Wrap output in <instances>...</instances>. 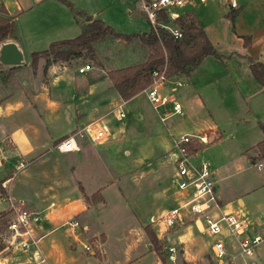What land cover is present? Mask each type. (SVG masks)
Instances as JSON below:
<instances>
[{
  "label": "rangeland",
  "instance_id": "obj_1",
  "mask_svg": "<svg viewBox=\"0 0 264 264\" xmlns=\"http://www.w3.org/2000/svg\"><path fill=\"white\" fill-rule=\"evenodd\" d=\"M66 1L70 7L54 0L39 4L17 18L13 36L24 49L23 63L6 67V70H2L4 66L0 64V101L11 91L22 89L32 104L33 116L35 114L37 119L38 114L43 123L40 147L33 155L25 158L17 153L10 155L14 164L9 171L14 178L8 181L7 192L28 207L39 210L41 216L46 213L47 205L54 207V201L60 195L81 194L85 201L92 193L107 189L106 200L100 201L106 203L102 205V211L119 216L125 225L129 223L126 214L131 211V225L136 221L135 214L144 228L150 225L151 216L171 206L175 188L170 182L175 167L171 154L185 150L189 142L198 141L199 135L184 133L188 132L193 121L201 118L189 120L184 115H172L161 120L143 91L128 100L118 97L106 73L111 68L145 61L148 48L139 40L104 38L94 44L93 51H83L79 58L54 61L45 72L44 58L34 66L30 56L33 50L45 49L51 39H69L79 34L80 27L75 19L84 26L88 23L86 17L100 18L124 34L148 32L153 27L137 4L129 0ZM192 2L170 11L181 17L196 16L218 53H245L264 62V0H238L233 21L226 16L230 0ZM166 26L180 29L172 22ZM235 53L229 60H224L229 56L222 59L207 56L192 72L191 79L195 78L204 98L210 97L212 106L216 107L214 118L221 124V137L207 138L203 134L206 142L198 141L202 147L191 155V162L194 165L209 162L220 198L231 200L234 208L241 201L246 214L256 218L264 209V164L257 168L264 159L259 157L256 144L248 148L250 139L243 124L247 116L234 115L240 112L239 107L230 98L226 99L234 86L233 76H241L243 65L247 63L246 58ZM85 63H89L91 68L81 74L78 67ZM180 75L170 76V80L180 82ZM215 77H219V82H214ZM235 97L240 98L238 95ZM221 98L225 100L226 112L221 109ZM118 104H123L126 114L121 119L115 115ZM161 111L165 112L163 108ZM54 115L58 118L53 123ZM229 116L234 118L229 119ZM98 118L109 124L112 137L96 142L82 136L79 138V151L63 153L54 149L56 141L65 137L64 134L82 131L87 123ZM51 129L56 133H51ZM184 135H191L189 142L177 144ZM252 158H255L254 162ZM19 159L26 162L20 170L16 169ZM109 187L112 189L108 190ZM0 189V209H6L7 203L3 200L6 188L0 185ZM89 190L94 192L88 195ZM5 211L0 210V249L8 235ZM187 227L185 224L171 231L174 233L170 237L172 243L182 241L177 244L176 260L167 259V242L163 240L157 244L158 251L153 246L149 248L157 255V260L151 264H216L207 244L210 238L198 233L193 224L191 228ZM78 229L83 231L80 225ZM134 236L138 237L136 233ZM144 241L150 243L146 234ZM24 262L25 256L15 251L3 264ZM239 264L243 263L239 261Z\"/></svg>",
  "mask_w": 264,
  "mask_h": 264
},
{
  "label": "crops",
  "instance_id": "obj_2",
  "mask_svg": "<svg viewBox=\"0 0 264 264\" xmlns=\"http://www.w3.org/2000/svg\"><path fill=\"white\" fill-rule=\"evenodd\" d=\"M52 1L54 0H0V5L5 7L9 18L14 20L16 24L18 21L17 18L22 17L27 11L39 6V4H46ZM57 1L64 4L59 0ZM236 2L238 6V0H236ZM192 3L193 2L188 4ZM232 8L237 9L238 7H231L229 5V10L226 13H228ZM195 18L201 25L199 19L196 16ZM75 22L77 23L76 19ZM201 27L205 31L202 25ZM14 37L15 36H13V38H8L5 41L14 42L21 51L22 55H25L21 42ZM262 39L264 43V37ZM52 41L55 40L51 39V41L47 42V47ZM234 53L235 52H231L227 55H221L229 56V58L224 59L229 60L235 56L232 55ZM236 53L238 56H242L243 58L250 56L256 60L252 55L239 52ZM2 66H4L2 70H6L5 68L9 67L5 65ZM197 67L191 70L188 74H182L184 76L183 79L186 80L185 83L184 80H182V75L178 77L181 85L177 87V89L179 88L177 94V89L175 91L177 100L180 101L183 106V113L180 115H184V117L189 120H191L192 117H195V119L197 117L201 118V120L196 119V121H193L188 132H185L184 134H195L200 137H203V134H205L207 138L216 137V139H219L221 137V124H219V122H217L214 118V113L217 112L216 107L212 106L210 97L204 98L203 94L200 92L201 88L196 85L195 78L191 79L192 72L195 71ZM243 68L244 70L241 72V76H238L237 74L236 76H233L235 78L234 86L230 90L229 94H227L228 96H226V99L230 98L233 102H235L237 107H239L238 110L240 112L237 114L235 113L234 115L247 116L246 119L243 116V119H245L243 120L245 121L243 124L247 131V137L250 139V141H248L249 148L254 144L257 145L258 142L264 139V133L259 126L260 122L264 123V85H261L250 73L248 60L247 63L243 65ZM230 76H232V74ZM217 79H219V77H215L214 82H219ZM235 95L240 97L239 100L235 97ZM217 98L220 100L219 96H217ZM224 101L225 100H222V102H220L222 103L221 109L226 112L227 108L224 106ZM31 106L32 104L29 100H27V96L22 89L11 91L10 93L4 95L0 101L1 181L8 179L9 177H5L8 174L10 176V173L12 172L11 170L9 171V169L12 168L14 163H12L10 155L17 153L25 158L26 156L33 155L40 147L39 141L42 140L40 139V136L42 134L41 127L43 123L41 122L38 114L37 119L35 114L33 116ZM233 116H229V119H233ZM56 118H58V115L53 116V123ZM52 132L53 134L56 133L54 132V129H51V133ZM64 133H66V131H64ZM66 135L67 134H64V136ZM110 189L112 188L109 187L108 190ZM106 190L107 189H102L100 192L104 200L107 198ZM92 192H94V190H89L87 194L89 195ZM215 192L221 203L231 202V200L220 198L222 196L218 193L216 186ZM120 197L122 198V196ZM105 204V202L87 204L81 194H74L70 197L63 194L58 196L57 200L54 201L53 208L50 205H47L45 208L46 213L41 215L39 222L34 225V234L38 238V247L46 259V264L153 263V261L157 258V255L154 251L155 249L149 250V248L152 247V244L144 241L146 233L141 226L138 217L135 214L133 215L135 216L134 221H136L133 225H131L130 211L126 214V216H128L129 223L125 225L124 223H121L119 216H114L112 212L108 214L105 211H102V205ZM169 207L171 206H168L167 208ZM0 210H5V208ZM73 218L79 222L83 231L78 229V227H70L65 224L66 221ZM187 225V228L192 227V224ZM65 226H67L68 229H63ZM135 233L138 235L137 238L134 236ZM173 234V232L170 233L169 241H171L170 237H172ZM181 242L182 241H179L178 243L180 244ZM86 243L91 245V251L86 252L83 249V245ZM178 243H175V245L177 246ZM208 243L209 241L207 240V244ZM187 258L189 259V257L186 256V259ZM253 261L257 264H264V244L257 249Z\"/></svg>",
  "mask_w": 264,
  "mask_h": 264
},
{
  "label": "built area",
  "instance_id": "obj_3",
  "mask_svg": "<svg viewBox=\"0 0 264 264\" xmlns=\"http://www.w3.org/2000/svg\"><path fill=\"white\" fill-rule=\"evenodd\" d=\"M137 4L139 10L145 15L147 21L156 29L158 26L166 28L174 38H180L182 32L179 28H170L160 21L161 15L167 18H176L179 15L171 12L172 8L182 7L192 0H129ZM205 2L206 0H198ZM231 7H237L236 0L230 1ZM90 64L85 63L78 67V72L83 74L89 71ZM152 82L142 91L152 108L161 120L172 115L182 113V104L177 100L175 91L181 85L177 80H170V76L162 71L153 70L150 74ZM123 104H118L115 115L121 119L125 117ZM164 109L165 112L161 111ZM109 124L102 118L87 123L82 131L69 134L56 141L54 149L58 152H73L80 149L79 138L82 136L96 142L112 137ZM191 135H184L177 144L189 142ZM204 139L200 137L198 141ZM191 153L178 150L172 153L174 173L170 178L175 187L171 207L163 210L156 216L150 217V225L157 238L165 240L166 256L174 262L177 258V246L169 241L170 233L177 227L193 224L198 232L210 238L209 246L217 264H257L253 261L257 249L264 244V209L260 216L254 218L246 214V209L239 201L235 208L230 202L221 203L215 192V182L212 177L213 168L207 161L194 165L191 162ZM26 162L19 159L16 169L24 168ZM257 164V168L262 167ZM13 173L0 185L5 189L3 200L7 203L5 209L8 219L6 221L7 237L4 246L0 249V264L5 263L15 251L25 256L24 264H46V259L38 247V238L34 234L36 225L41 216L36 209L28 207L23 201L16 200L7 192V183ZM15 175V174H14ZM70 227H78L77 220L65 222ZM88 252L92 250L90 244L83 245ZM9 254V255H8Z\"/></svg>",
  "mask_w": 264,
  "mask_h": 264
},
{
  "label": "trees",
  "instance_id": "obj_4",
  "mask_svg": "<svg viewBox=\"0 0 264 264\" xmlns=\"http://www.w3.org/2000/svg\"><path fill=\"white\" fill-rule=\"evenodd\" d=\"M59 1L70 7V3L66 0ZM237 10L238 8H232L226 16L233 20ZM74 13L77 14V12ZM86 20H88V23L84 26L76 20L80 26V33L77 36L52 41L46 49L31 52V63L36 66L39 59L44 58L43 71L45 72L54 61L79 58L83 55V51H93L94 44L104 38L127 41L139 40L148 48L146 60L131 66L111 68L106 73L111 87L118 97L122 100H128L136 96L152 82L150 74L153 70L160 72L165 69L167 76L180 73L188 74L207 56H214L220 59L223 57L217 52L214 44L197 19L190 15L171 19L164 15L160 17L159 22L162 24L168 25L172 22L180 27L182 30L180 38H174L165 28L160 26L156 29L152 27L148 32L124 34L115 31L111 25L106 24L100 18L86 17ZM14 32V20L9 18L5 7L0 5V43L12 37ZM246 58L249 62L250 73L261 85H264V63L254 60L250 56ZM259 126L264 133V123L260 122ZM201 147L200 142L192 141L187 144L186 151L194 154ZM256 148L258 149L259 157L264 159V139L257 143ZM255 158H252L253 162ZM102 200L103 197L98 191L85 198L86 202H100ZM143 229L152 246L158 251L157 244L159 239L151 226L145 225Z\"/></svg>",
  "mask_w": 264,
  "mask_h": 264
},
{
  "label": "water",
  "instance_id": "obj_5",
  "mask_svg": "<svg viewBox=\"0 0 264 264\" xmlns=\"http://www.w3.org/2000/svg\"><path fill=\"white\" fill-rule=\"evenodd\" d=\"M23 63V55L14 42L0 43V64L17 66Z\"/></svg>",
  "mask_w": 264,
  "mask_h": 264
},
{
  "label": "bare ground",
  "instance_id": "obj_6",
  "mask_svg": "<svg viewBox=\"0 0 264 264\" xmlns=\"http://www.w3.org/2000/svg\"><path fill=\"white\" fill-rule=\"evenodd\" d=\"M204 139V141L206 142V139L205 138H203ZM79 151V150H78Z\"/></svg>",
  "mask_w": 264,
  "mask_h": 264
}]
</instances>
